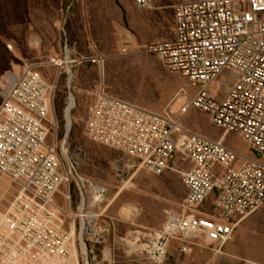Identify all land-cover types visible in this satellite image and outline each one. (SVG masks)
<instances>
[{
	"label": "built area",
	"instance_id": "1",
	"mask_svg": "<svg viewBox=\"0 0 264 264\" xmlns=\"http://www.w3.org/2000/svg\"><path fill=\"white\" fill-rule=\"evenodd\" d=\"M133 2L142 10L154 7V0ZM91 48L89 57L71 61L66 50L63 61L52 59L61 69L53 83L40 72L42 63H29L0 79V174L17 187V195L0 209V264H82L87 257L82 236L97 231L101 216L89 210V202L100 210L108 192L81 172L87 154L79 149L74 155L67 139L76 106L72 68L87 64L103 74L106 57L95 45ZM141 52L157 56L185 81L179 94L157 112L111 95L101 83L85 118V135L127 156L130 169L180 175L187 196L182 212L170 213L151 236L148 248L155 262L165 260L173 240L187 254L200 234L213 235L220 251L239 224L264 207V0L179 3L174 38L146 44ZM226 71L236 77L232 85L221 82ZM60 75L66 97L59 143L54 102ZM193 110L206 113L224 136L239 134L255 157L188 130L184 120ZM176 156L188 168L175 167ZM72 185L79 199L76 214L57 202L62 195L70 205ZM212 195L215 213H201Z\"/></svg>",
	"mask_w": 264,
	"mask_h": 264
},
{
	"label": "rangeland",
	"instance_id": "2",
	"mask_svg": "<svg viewBox=\"0 0 264 264\" xmlns=\"http://www.w3.org/2000/svg\"><path fill=\"white\" fill-rule=\"evenodd\" d=\"M187 1L194 0H154L153 9L142 10L133 0H0V72L8 58L3 46L12 58L10 68L2 72L0 79L29 63H42L40 72L53 83L61 69L51 60L63 61L66 50L71 61L92 55L91 45L106 57L103 74L87 64L72 68L76 106L67 143L74 155L79 149L86 152L81 172L108 192V201L100 210L89 202V210L101 216L94 225L97 231L82 236L87 247L82 264H264V207L247 216L234 239L220 251L213 235L200 234L187 254H181L179 242L173 240L165 260L155 262L148 248L153 243L151 236L163 228L170 213L182 212L187 196L180 175L167 171L158 176L130 169L127 156L85 135V118L101 83L111 95L157 112L174 101L185 81L166 69L157 56L142 53L141 47L172 40L174 7ZM125 47L127 52L123 53ZM235 79L226 71L221 82L228 86ZM64 84V75H60L54 102L59 143L65 133ZM184 126L214 141L222 140L239 154L255 157L239 134L229 132L224 136V131L216 128L204 112L191 111ZM172 164L188 168L179 156L174 157ZM71 192L70 205L62 195L57 196V202L76 214L79 199L73 185ZM16 195L17 187L0 174V209ZM214 199V195L209 197L200 212L213 215Z\"/></svg>",
	"mask_w": 264,
	"mask_h": 264
},
{
	"label": "trees",
	"instance_id": "3",
	"mask_svg": "<svg viewBox=\"0 0 264 264\" xmlns=\"http://www.w3.org/2000/svg\"><path fill=\"white\" fill-rule=\"evenodd\" d=\"M3 49L5 50V54L7 55V60H6V64L5 67L3 68V70L0 72V75L2 74L3 71H6L8 68H10V62L12 60V58L10 57V54L8 53V51L6 50L5 46H3Z\"/></svg>",
	"mask_w": 264,
	"mask_h": 264
},
{
	"label": "bare ground",
	"instance_id": "4",
	"mask_svg": "<svg viewBox=\"0 0 264 264\" xmlns=\"http://www.w3.org/2000/svg\"><path fill=\"white\" fill-rule=\"evenodd\" d=\"M70 128V122H68V129Z\"/></svg>",
	"mask_w": 264,
	"mask_h": 264
}]
</instances>
